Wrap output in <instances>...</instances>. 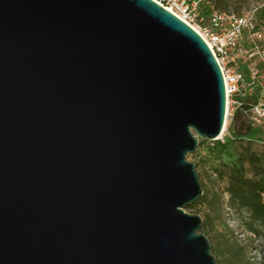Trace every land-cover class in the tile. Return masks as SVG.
Listing matches in <instances>:
<instances>
[{
  "label": "water",
  "instance_id": "obj_1",
  "mask_svg": "<svg viewBox=\"0 0 264 264\" xmlns=\"http://www.w3.org/2000/svg\"><path fill=\"white\" fill-rule=\"evenodd\" d=\"M225 101L152 0H0V264H216L184 209Z\"/></svg>",
  "mask_w": 264,
  "mask_h": 264
},
{
  "label": "trees",
  "instance_id": "obj_2",
  "mask_svg": "<svg viewBox=\"0 0 264 264\" xmlns=\"http://www.w3.org/2000/svg\"><path fill=\"white\" fill-rule=\"evenodd\" d=\"M203 1L211 8L225 13L231 3L241 2V0ZM229 123L228 134L222 141L219 139L208 141L210 144L206 148V155L200 162L194 160L200 157L197 150L194 154L187 155V159H191L197 170L202 195L184 210H194L201 216V232L207 237L205 228L212 221V217L222 222L225 227L222 220V195H226L224 205L228 212L240 216L246 233L259 236L264 233V149L260 153L254 145L261 141L263 136L260 128L245 120L242 113L239 118L234 114ZM205 142L207 141H199L198 148ZM203 164L209 168L206 176L211 183L210 188L201 178L199 167ZM225 229L227 235L222 236L220 241L223 245H220L218 250L211 245V253L216 258V264H221L218 256L220 252L226 264H250L244 248L233 240L231 231L227 227ZM207 239L209 241L208 237Z\"/></svg>",
  "mask_w": 264,
  "mask_h": 264
},
{
  "label": "built area",
  "instance_id": "obj_3",
  "mask_svg": "<svg viewBox=\"0 0 264 264\" xmlns=\"http://www.w3.org/2000/svg\"><path fill=\"white\" fill-rule=\"evenodd\" d=\"M152 1L190 26L212 52L224 79L225 122L240 110L245 120L260 128L263 138L258 143L264 141V79L259 85L256 84L259 72L264 77V50L261 53L263 63L260 69L248 59L247 72L243 74L237 63L238 56L246 53L241 46L246 39L253 43L254 52L249 57L260 52L255 44V41L263 37L260 30L262 23L256 18L257 9L242 11L238 15L213 10L205 17L201 10L203 0ZM252 91L255 92L254 99L248 101ZM218 138L222 141V134Z\"/></svg>",
  "mask_w": 264,
  "mask_h": 264
},
{
  "label": "rangeland",
  "instance_id": "obj_4",
  "mask_svg": "<svg viewBox=\"0 0 264 264\" xmlns=\"http://www.w3.org/2000/svg\"><path fill=\"white\" fill-rule=\"evenodd\" d=\"M202 4L203 5L201 7V10L205 17L208 15L210 11L215 10L211 8L209 4H207L204 1ZM254 8L257 9L256 11L257 21L262 23L260 30L263 34V37L255 41V44L257 45V47H259L260 52L251 57H249L250 54L254 52V49L252 48L253 47L252 41L250 39H246L241 44L242 48L246 50V53L244 54V56L243 55L238 56L237 63L243 74H246L247 72V64H248L247 62H249L248 59L254 62V66L258 69L261 68V65L263 63L261 53L264 50V0H241V2L231 3V5L226 10V13L228 12L234 15H238L242 13V11H246V10L254 9ZM263 79L264 77H262V74H260L259 72L256 84L258 83L257 85H259V82H262ZM255 90L256 88L253 89V91ZM254 96H255V92L252 93L251 97H248V101H250V99H254ZM230 121H231L230 118L226 119L225 130L222 133L223 139L228 134L227 128H228V125L230 124L229 123ZM206 141L207 142L202 144L201 147L199 148L197 147L196 149L200 156L194 159L196 162H200L201 158L204 155H206L205 153L206 148L210 144L208 140ZM254 146L257 149V151L261 153L262 150L264 149V141L260 143L256 142ZM188 159L191 160L190 158ZM199 168L202 173V176H201L202 180H204V182L208 185L207 187L210 188L211 183L207 180V176H206V171L207 169L209 170L208 165L203 164V165H200ZM222 197H223L222 220L224 221L225 227H227V229L231 231L233 240L237 241L239 245H241L244 248L245 256L250 264H264V233L259 236H253L250 233L249 234L246 233L244 230V227L241 224L240 216L235 213L234 215H232L228 212L227 208L224 205L225 201L227 200V197L226 195H222ZM185 212L195 213L194 210H191V209L185 210ZM243 216L245 217L246 215H243ZM225 227L222 225V222L220 221L218 222L214 217H212V221L210 222V224L206 225L205 232L207 234V237L209 238V242L211 245L216 247L217 250L220 247V245H223L220 242L222 240V236L227 235ZM218 256H219V260L221 264H226L223 260L224 257L221 256V252H220V255L218 254Z\"/></svg>",
  "mask_w": 264,
  "mask_h": 264
},
{
  "label": "crops",
  "instance_id": "obj_5",
  "mask_svg": "<svg viewBox=\"0 0 264 264\" xmlns=\"http://www.w3.org/2000/svg\"><path fill=\"white\" fill-rule=\"evenodd\" d=\"M235 116H236V118L241 117V111H240V110H237V111L235 112Z\"/></svg>",
  "mask_w": 264,
  "mask_h": 264
},
{
  "label": "bare ground",
  "instance_id": "obj_6",
  "mask_svg": "<svg viewBox=\"0 0 264 264\" xmlns=\"http://www.w3.org/2000/svg\"><path fill=\"white\" fill-rule=\"evenodd\" d=\"M223 132H224V130H223ZM222 134V133H221Z\"/></svg>",
  "mask_w": 264,
  "mask_h": 264
}]
</instances>
